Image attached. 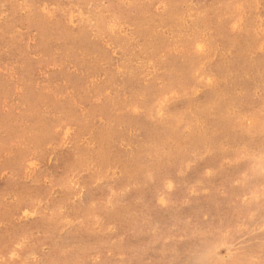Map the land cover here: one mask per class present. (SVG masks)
<instances>
[{"label": "rangeland", "instance_id": "obj_1", "mask_svg": "<svg viewBox=\"0 0 264 264\" xmlns=\"http://www.w3.org/2000/svg\"><path fill=\"white\" fill-rule=\"evenodd\" d=\"M263 125L264 0H0V264H264Z\"/></svg>", "mask_w": 264, "mask_h": 264}, {"label": "bare ground", "instance_id": "obj_2", "mask_svg": "<svg viewBox=\"0 0 264 264\" xmlns=\"http://www.w3.org/2000/svg\"><path fill=\"white\" fill-rule=\"evenodd\" d=\"M112 22H113V21H112ZM115 22H116V21H115ZM109 23H110V22H109ZM111 24H113V23H111ZM107 27H109V26H107ZM107 27H106V28H107ZM106 28H105V29H106ZM188 92H189V91H188ZM188 92H187L186 94H188ZM224 94H225V93H224ZM184 96H185V95H184ZM182 97H183V96H182ZM187 97H189V96H187ZM219 97H220V95H219ZM217 98H218V97H217ZM214 101H215V99H214ZM210 102H211V101H210ZM217 102H218V101H217ZM200 103H201V102H200ZM212 103H214V102H212ZM214 104H215V103H214ZM250 105H251V104H250ZM191 106H192V105H191ZM206 106H207V105H206ZM213 106H214V105H213ZM215 106H216V104H215ZM207 107L209 108V106H207ZM228 107H229V105H228ZM231 107H232V105H231ZM198 108H199V107H198ZM204 108H205V107H204ZM234 108H235V107H234ZM210 109H211V108H210ZM210 109H209V110H210ZM225 109H226V107H225ZM189 110H190V109H189ZM200 110H201V109H200ZM202 110H203V108H202ZM227 110H228V109H227ZM231 110L233 111L234 109H231ZM185 111H186V110H185ZM232 111H231V112H232ZM241 111H242V110H241ZM186 112H187V111H186ZM160 113H161V111H160ZM160 113H158V114H160ZM192 113H193V112H192ZM194 113H195V112H194ZM194 113H193V115H194ZM164 114H165V113H164ZM243 114H244V113H243ZM162 115H163V114H162ZM185 115H188V114L186 113ZM197 115H198V114H197ZM197 115H196V116H197ZM228 115H229V114H228ZM179 116H181V115H179ZM201 116H202V115H201ZM223 116H225V115H223ZM204 117H205V116H203V117H201V118H204ZM208 117H209V116H208ZM249 117H250V116H249ZM219 118H220V116H219ZM221 118H222V117H221ZM250 118L252 119V117H250ZM150 119H151V118H150ZM192 119H193V118H192ZM251 119H250V120H251ZM202 120H203V119H202ZM254 120H255V119H254ZM256 120H257V119H256ZM204 121H205V120H204ZM251 121L253 122V120H251ZM254 122H255V121H254ZM152 123H153V122H152ZM159 123H160V122H159ZM191 123H192V122H191ZM201 123H202V122H201ZM157 124H158V123H157ZM179 124H180V123H179ZM205 124H206V123H205ZM162 125H163V124H162ZM180 125H181V124H180ZM198 125H199V124H198ZM192 126H193V124H192ZM205 126L207 127V125H205ZM205 126H204V127H205ZM263 126H264V125H263ZM105 128H106V126H105ZM107 128H108V126H107ZM192 128H193V127H191V129H192ZM199 128H200V126H199ZM108 129H109V128H108ZM185 130H186V129H185ZM205 130H206V129H205ZM187 131H188V130H186V132H187ZM189 131H191V130H189ZM192 131H193V130H192ZM201 131H202V130H201ZM130 132H131V131H130ZM176 132H177V131H176ZM184 132H185V131H184ZM193 132H194V131H193ZM204 132H205V131H204ZM196 133H197V132H196ZM150 134H151V133H150ZM170 134H171V133H170ZM189 134H191V132H190ZM201 134H202V132H201ZM263 134H264V132H263ZM176 135H177V134H176ZM250 135H251V134H250ZM252 135H254V134H252ZM261 135H262V134H261ZM147 136H148V135H147ZM183 136H185V135H183ZM212 136H213V135H212ZM144 137H145V136H144ZM180 137H181V136H180ZM186 137H187V136H186ZM191 137H192V136H191ZM207 137H209V136H207ZM188 138H189V137H188ZM196 138H197V137H196ZM249 138H251V137H249ZM260 138H261V137H260ZM136 139H137V137H136ZM163 139H164V138H163ZM165 139H166V138H165ZM193 139H194V138H193ZM169 140H170V139H169ZM176 140H177V138H176ZM176 140H175V141H176ZM183 140H184V138H183ZM188 140H189V139H188ZM188 140H187V142H188ZM196 140H197V139H196ZM218 140H219V139H218ZM220 140H221V139H220ZM167 141H168V140H167ZM179 141H180V140H179ZM207 141L210 142V140H208V139H207ZM247 141H248V140H247ZM148 142H149V141H148ZM165 142H166V140H165ZM169 142H170V141H169ZM171 142H173V141H171ZM190 142H192V141H190ZM196 142H197V141H196ZM217 142H219V141H217ZM238 142H240V141H238ZM256 142H257V141H256ZM177 143H178V142H177ZM179 143H181V142H179ZM182 143H183V142H182ZM127 144H128V143H127ZM158 144H159V143H158ZM163 144H164V142H163ZM167 144H168V142H167ZM167 144H166V145H167ZM193 144H194V143H193ZM193 144H192V146H193ZM200 144H202L201 141H200ZM209 144H210V143H209ZM249 144H250V143H249ZM153 145H154V144H153ZM187 145H188V144H187ZM189 145H191V144L189 143ZM194 145H195V144H194ZM226 145H227V144H226ZM235 145H236V144H235ZM237 145H238V144H237ZM246 145H247V144H246ZM158 146H159V145H158ZM167 146H168V145H167ZM167 146H166V149L168 148ZM178 146H180V145L178 144ZM203 146H204V145H203ZM214 146H215V145H214ZM224 146H225V145H224ZM224 146H223V147H224ZM228 146H229V145H228ZM141 147H142V146H141ZM170 147H171V146H170ZM173 147H174V146H173ZM181 147H182V146H181ZM198 147L200 148V146H198ZM250 147H251V145H250ZM261 147H262V146H261ZM151 148H152V147H151ZM162 148H163V145H162ZM164 148H165V147H164ZM164 148H163V149H164ZM171 148H172V147H171ZM175 148H176V147H175ZM178 148H180V147H178ZM183 148H184V147H183ZM190 148H191V147H190ZM192 148H193V147H192ZM243 148L245 149L246 147H243ZM142 149H143V148H142ZM157 149H159V147H158ZM160 149H161V148H160ZM160 149H159V150H160ZM163 149H162V150H163ZM184 149H185V148H184ZM216 149H217V147H216ZM228 149H229V148H228ZM230 149H231V148H230ZM234 149H235V146H234ZM263 149H264V148H263ZM174 150H175V149H174ZM190 150H191V149H190ZM220 150H221V149H220ZM223 150H224V149H223ZM247 150H248V149H247ZM165 151H166V150H165ZM168 151H169V150H168ZM170 151H171V150H170ZM253 151H254V150H253ZM181 152H183V151H181ZM189 152H190V151H189ZM145 153H146V152H145ZM149 153H150V152H149ZM156 153H158V151H156ZM164 153H165V152H164ZM164 153H163V154H164ZM168 153H169V152H168ZM175 153L177 154V152H175ZM198 153H199V151H198ZM250 153H252V152H250ZM159 154H160V153H159ZM172 154H173V153H172ZM172 154H171V155H172ZM184 154H185V152H184ZM195 154H196V153H195ZM262 154H263V153H262ZM154 155H155V154H154ZM165 155H166V154H165ZM185 155H186V154H185ZM191 155H193V154H192V150H191ZM255 155H256V153H255ZM167 156H168V155H167ZM167 156H166V157H167ZM173 156H174V155H173ZM177 156H178V155H177ZM198 156H199V155H198ZM241 156H242V155H241ZM251 156H252V155H251ZM253 156H254V155H253ZM259 156H261V155H259ZM150 157L152 158V156H150ZM169 157H170V156H169ZM194 157H195V156H194ZM199 157H200V156H199ZM151 158H150V159H151ZM157 158H158V157H157ZM163 158H164V157H163ZM163 158H161V159H163ZM223 158H225V157L223 156ZM223 158H221V159H223ZM247 158H248V157H247ZM256 158H258V157H256ZM256 158H255V159H256ZM177 159H178V158H177ZM180 159H181V158H180ZM180 159H179L178 161H180ZM185 159H186V158H185ZM185 159H184V161H185ZM252 159H253V158H252ZM140 160H141V158H140ZM159 160H160V159H159ZM164 160H166V159H164ZM189 160H190V159H189ZM218 160H220V159H218ZM226 160H227V159H226ZM253 160H254V159H253ZM256 160H258V159H256ZM259 160H260V158H259ZM153 161H154V159H153ZM160 161H161V160H160ZM176 161H177V160H176ZM182 161H183V160H182ZM190 161H191V160H190ZM190 161H189V162H190ZM192 161H193V160H192ZM143 162H145V161H143ZM155 162L158 163L157 160H156ZM155 162H154V163H155ZM161 162H162V161H161ZM187 162H188V160H187ZM197 162H198V161H197ZM250 162H251V161H250ZM174 163H175V162H174ZM184 163H186V162H184ZM195 163H196V162H195ZM195 163H194V164H195ZM234 164H235V163H234ZM253 164H254V162H253ZM135 165H137V164H135ZM162 165H163V164H162ZM181 165H182V164H181ZM251 165H252V164H251ZM137 166H139V165H137ZM171 166H172V165H171ZM173 166H174V165H173ZM221 167H222V166H221ZM234 167H235V166H234ZM258 167H260V166H258ZM141 168H142V167H141ZM141 168L138 169V170H141ZM168 168H169V167H168ZM170 168H172V167H170ZM222 168H223V167H222ZM253 168H254V167H253ZM253 168H252V169H253ZM255 168H256V167H255ZM158 169H159V168H158ZM162 169H163V168H162ZM178 169H179V167H178ZM178 169H177V170H178ZM257 169H258V168H257ZM259 169H260V168H259ZM165 170H168V169H165ZM172 170H173V169H172ZM220 170H222V169H220ZM253 170H254V169H253ZM136 171H137V170H136ZM163 171H164V170H163ZM170 171H171V169H170ZM170 171H169V172H170ZM178 171H179V170H178ZM180 171H182V170H180ZM230 171H231V170H230ZM139 172H140V171H139ZM175 172H176V171H175ZM175 172H174V173H175ZM248 172H249V171H248ZM261 172H263V171H261ZM261 172H260V173H261ZM160 173H161V172H160ZM245 173H246V172H245ZM249 173H250V172H249ZM252 173H253V172H252ZM161 174H162V173H161ZM227 174H228V173H227ZM256 174H257V172H256ZM171 175H172V174H171ZM174 175H176V174H174ZM174 175H173V176H174ZM178 175H179V174H178ZM240 175H241V173H240ZM165 176H166V175H165ZM243 176H244V175H243ZM243 176H242V177H243ZM255 176H256V175H255ZM261 176H262V175H261ZM161 177H162V176H161ZM169 177H170V176H169ZM245 177H246V176H245ZM258 177H259V175H258ZM167 178H168V177H167ZM231 178H232V177H231ZM249 178H250V176H249ZM256 178H257V177H256ZM141 179H142V178H141ZM155 179H156V178H155ZM161 179H162V178H161ZM172 179H173V178H172ZM241 179H243V178H241ZM156 180H157V179H156ZM233 180H234V179H233ZM238 180H239V179H238ZM252 180H253V179H252ZM174 181H175V180H174ZM225 181H226V180H225ZM227 181H228V180H227ZM227 181H226V182H227ZM239 181H240V180H239ZM241 181H242V180H241ZM244 181H245V180H244ZM249 181H250V180H249ZM138 182H140V181H138ZM235 182H236V181H235ZM252 182H253V181H252ZM145 183H146V182H145ZM153 183H154V182H153ZM157 183H159V182H157ZM173 183H174V182H173ZM227 183H228V182H227ZM237 183H238V182H237ZM255 183H257V182H255ZM159 184L162 185L161 183H159ZM164 184H165V183H164ZM241 184H242V182H241ZM252 184H253V183H252ZM260 184H261V183H260ZM157 185H158V184H157ZM160 185H159V186H160ZM181 185H182V184H181ZM235 185H236V184H235ZM262 185H263V184H262ZM262 185H260V186H262ZM150 186H151V185H150ZM159 186H158V188H159ZM162 186H163V185H162ZM162 186H160V187H162ZM178 186H179V185H178ZM211 186H213V185H211ZM217 186H218V184H217ZM217 186H216V187H217ZM223 186H224V185H223ZM170 187H171V186H170ZM180 187H181V186H180ZM214 187H215V186H214ZM224 187H225V186H224ZM227 187H228V186H227ZM236 187H237V186H236ZM241 187H242V186H241ZM251 187H252V186H251ZM255 187H256V185H255ZM150 188H152V187H150ZM192 188H193V187H192ZM196 188H197V187H196ZM218 188H220V186H219ZM234 188H235V187H234ZM234 188H233V189H234ZM243 188H244V187H242V189H243ZM256 188H259V186L256 187ZM155 189H156V192H157L156 185H155ZM193 189H194V188H193ZM216 189H217V188H216ZM228 189H229V188H228ZM246 189H247V187H246ZM246 189H245V190H246ZM153 190H154V189H153ZM153 190H152V194H153V192H155V191H153ZM176 190H177V189H176ZM183 190H184V189H183ZM212 190H215V189H212ZM261 190H262V188H261ZM163 191H164V190H163ZM200 191H201V189H200ZM202 191H203V190H202ZM232 191H234V190H232ZM156 192H155V196H156V194L158 193V192H157V193H156ZM159 192H160V191H159ZM178 192H179V191H178ZM182 192H183V191H182ZM194 192H195V190H194ZM196 192H197V191H196ZM237 192H238V191H237ZM239 192H240V191H239ZM261 192H262V191H261ZM183 193H184V192H183ZM197 193H198V192H197ZM208 193H209V192H208ZM208 193H207V194H208ZM210 193H211V192H210ZM231 193H232V192H231ZM257 193H258V192H257ZM259 193H260V191H259ZM263 193H264V192H263ZM149 194H150V193H149ZM160 194H161V192H160ZM187 194H189V193H187ZM190 194H191V193H190ZM203 194H204V192H203ZM222 194H223V193H222ZM234 194H235V193H234ZM239 194H240V196L242 195L241 192H240ZM243 194H244V193H243ZM248 194H249V193H248ZM250 194H251V193H250ZM158 195H159V193H158ZM178 195H179V194H178ZM193 195H194V193H193ZM209 195H210V194H209ZM212 195H214V194H212ZM229 195H231V194L229 193ZM259 195H260V194H259ZM262 195H263V194H262ZM182 196H183V195H182ZM188 196H189V195H188ZM190 196H191V195H190ZM202 196H203V195H202ZM207 196H208V195H207ZM207 196H206V197H207ZM183 197H184V196H183ZM213 197H214V196H213ZM229 197H230V196H229ZM234 197H235V196H233V200L235 199ZM262 197H263V196H262ZM164 198H165V197H164ZM198 198H199V197H198ZM209 198H210V197H209ZM227 198H228V197H227ZM239 198H240V197H239ZM259 198H261V197H258V199H259ZM178 199H180V197H179ZM182 199H183V198H182ZM182 199H181V201H182ZM207 199H208V198H207ZM236 199H237V198H236ZM261 199H262V198H261ZM184 200H185V199H184ZM196 200H197V198H196ZM217 200H218V199H217ZM231 200H232V199H230V201H231ZM239 200H240V199H239ZM178 201H179V200H178ZM220 201H221V200H220ZM248 201H249V200H248ZM173 202H174V201H173ZM204 202H206V201H204ZM216 202H217V201H216ZM226 202H227V201H226ZM231 202H232V201H231ZM246 202H247V201H246ZM147 203H148V202H147ZM149 203H150V201H149ZM179 203H180V202H179ZM199 203H200V202H199ZM240 203H241V202H240ZM248 203H250V202H248ZM153 204H154V203H152V205H153ZM224 204H225V203H224ZM229 204H230V203H229ZM243 204H244V203H243ZM154 205H155V204H154ZM159 205H160V204H159ZM169 205H170V204H169ZM172 205H173V204H172ZM180 205H181V204H180ZM220 205H221V204H220ZM234 205H235V203H234ZM248 205H249V204H248ZM148 206H149V205H148ZM148 206H147V207H148ZM150 206H151V203H150ZM203 206H205V205L203 204ZM207 206H208V205H207ZM214 206H215V204H214ZM214 206H213V207H214ZM218 206H219V205H218ZM197 207H198V206H197ZM232 207H234V206H232ZM249 207H250V206H249ZM91 208H92V207H91ZM94 208H95V207H94ZM172 208H173V207H172ZM185 208H186V207H185ZM204 208H205V207H204ZM209 208H210V207H209ZM215 208H216V207H215ZM215 208H214V209H215ZM241 208H242V207H241ZM153 209H154V208H153ZM187 209H188V207H187ZM202 209H203V208H202ZM206 209H207V208H206ZM219 209H220V208H219ZM155 210H156V209H155ZM199 210H200V209H199ZM144 211H146V210H144ZM144 211H142V214H143ZM153 211H154V210H153ZM156 211H157V210H156ZM210 211H211V210H210ZM210 211H209V212H210ZM231 211H232V210H231ZM231 211H230V212H231ZM161 212H163V211H161ZM190 212H191V211H190ZM226 212H227V211H226ZM232 212H233V211H232ZM243 212H245V211H243ZM163 213H165V212H163ZM198 213H199V211H198ZM216 213H217V210H216ZM234 213H235V212H234ZM245 213H246V212H245ZM150 214H151V213H150ZM204 214H205V213H204ZM204 214H203V215H204ZM209 214H210V213H209ZM240 214H241V213H240ZM134 215H135V214H134ZM138 215H139V214H138ZM145 215H146V214H145ZM169 215H170V214H169ZM188 215H189V214H188ZM190 215H191V214H190ZM192 215H193V214H192ZM199 215H200V214H199ZM207 215H208V214H207ZM242 215H243V214H242ZM201 216H202V215H201ZM201 216H199V217H201ZM216 216H217V215H216ZM229 216H230V215H229ZM232 216H233V215H232ZM244 216H245V215H244ZM246 216H247V215H246ZM135 217H137V216H135ZM184 217H185V216H184ZM194 217H195V216H194ZM235 217H236V215H235ZM202 218H203V217H202ZM212 218H213V217H211V219H212ZM238 218H239V217H238ZM196 219H197V218H196ZM240 219H241V218H240ZM240 219H239V220H240ZM243 219H244V218H243ZM248 219H249V218H248ZM201 220H202V219H201ZM215 220H216V219H215ZM235 220H236V219H235ZM241 220H242V219H241ZM141 221H142V219H141ZM191 221H192V220H191ZM199 221H200V220H199ZM211 221H212V220H211ZM213 221H214V220H213ZM232 221H233V220H232ZM220 222H221V221H220ZM226 222H227V221H226ZM240 222H241V221H240ZM201 223H202V222H201ZM201 223H200V225H201ZM206 223H207V222H206ZM209 223H210V222H209ZM213 223H214V222H213ZM235 223H236V221H235ZM241 223H242V222H241ZM241 223H240V224H241ZM207 224H208V223H207ZM215 224H216V223H215ZM217 224H218V223H217ZM182 225H183V224H182ZM228 225H229V224H228ZM235 225H236V224H235ZM241 225H242V224H241ZM202 226H204V225H202ZM202 226H201V227H202ZM205 226H206V225H205ZM226 226H227V225H226ZM232 226H233V225H232ZM237 226H238V225H237ZM186 227H188V226H186ZM214 227H215V226H214ZM216 227H217V226H216ZM233 227H234V226H233ZM243 227H244V225H243ZM92 228H93V227H92ZM244 228L246 229L247 227L245 226ZM88 229H89V228H88ZM226 229H227V228H226ZM229 229H230V228H228V230H229ZM247 229H248V228H247ZM208 230H209V228H208ZM233 230H234V229H233ZM88 231H89V230H88ZM214 231H215V230H214ZM222 231H223V230H222ZM234 231H235V230H234ZM181 232H182V231H181ZM211 232H212V231H211ZM230 232H231V231H230ZM235 232H236V231H235ZM162 233H163V232H162ZM190 233H191V232H190ZM212 233H213V232H212ZM219 233H220V232H219ZM223 233H225V231H224ZM152 234H153V233H152ZM172 234H173V233H172ZM174 234H175V233H174ZM220 234H221V233H220ZM227 234H228V233H227ZM230 234H231V233H230ZM211 235H212V234H211ZM224 235H225V234H224ZM153 236H154V234H153ZM213 237H214V236H213ZM220 237H222V236H220ZM224 237H225V236H224ZM215 238H216V237H215ZM217 238H218V237H217ZM217 238H216V239H217ZM172 239H173V238H172ZM204 239H205V238H204ZM107 247H108V246H107ZM107 247H106V248H107ZM141 247H144V246H141ZM108 248H109V247H108ZM125 248H126V246H125ZM128 250H129V249H128ZM147 250H148V249H147ZM255 250H256V249H255ZM261 250H262V249H261ZM256 251H257V250H256ZM144 252H146V251H144ZM259 252H260V251H259ZM153 253H154V252H153ZM242 253H243V252H242ZM242 253H241V256H242ZM132 254H133V253H132ZM103 255H104V254H103ZM108 255H109V254H108ZM134 255H135V254H134ZM238 255H239V253H238ZM83 256H84V255H83ZM236 257H237V256H236ZM60 258H61V257H60ZM64 258H65V257H64ZM144 258H145V257H144ZM241 258H242V257H241ZM234 259H235V258H234ZM242 259H243V258H242ZM244 259H245V258H244ZM234 261H235V260H234ZM235 262H236V261H235ZM242 262H243V260H242ZM229 263H230V262H229ZM229 263H228V264H229ZM233 264H234V263H233ZM243 264H245V263H243Z\"/></svg>", "mask_w": 264, "mask_h": 264}]
</instances>
